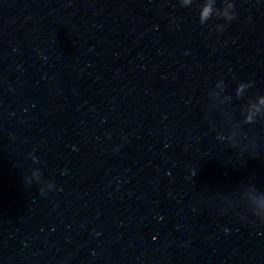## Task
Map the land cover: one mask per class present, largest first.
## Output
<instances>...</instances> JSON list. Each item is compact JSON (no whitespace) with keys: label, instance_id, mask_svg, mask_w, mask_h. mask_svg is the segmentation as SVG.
I'll return each instance as SVG.
<instances>
[{"label":"water","instance_id":"water-1","mask_svg":"<svg viewBox=\"0 0 264 264\" xmlns=\"http://www.w3.org/2000/svg\"><path fill=\"white\" fill-rule=\"evenodd\" d=\"M260 97L264 0H0V264H264Z\"/></svg>","mask_w":264,"mask_h":264},{"label":"clouds","instance_id":"clouds-1","mask_svg":"<svg viewBox=\"0 0 264 264\" xmlns=\"http://www.w3.org/2000/svg\"><path fill=\"white\" fill-rule=\"evenodd\" d=\"M184 2L187 3V0H184ZM230 9H232V5L228 4L226 9L223 12V16L226 19H228V20H231L233 18V15L229 11ZM211 11H212L211 7L209 5H207V4L201 9L200 19H201L202 22L207 20V18L209 16V14L211 13ZM240 87H242V86H240ZM261 107H264V97L258 98L255 105H250L249 106V111H248V114L245 116V120L246 121H251L253 115L255 113H258L261 110ZM32 175H33V177H35V176H37V173L33 172Z\"/></svg>","mask_w":264,"mask_h":264}]
</instances>
